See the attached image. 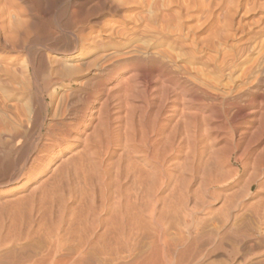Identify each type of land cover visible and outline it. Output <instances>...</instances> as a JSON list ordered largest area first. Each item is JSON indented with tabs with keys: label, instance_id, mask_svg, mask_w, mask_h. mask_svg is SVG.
<instances>
[{
	"label": "bare ground",
	"instance_id": "6f19581e",
	"mask_svg": "<svg viewBox=\"0 0 264 264\" xmlns=\"http://www.w3.org/2000/svg\"><path fill=\"white\" fill-rule=\"evenodd\" d=\"M263 11L0 0V264H264Z\"/></svg>",
	"mask_w": 264,
	"mask_h": 264
},
{
	"label": "rangeland",
	"instance_id": "374dc122",
	"mask_svg": "<svg viewBox=\"0 0 264 264\" xmlns=\"http://www.w3.org/2000/svg\"><path fill=\"white\" fill-rule=\"evenodd\" d=\"M51 1V0H50ZM264 12V11H263ZM263 12H261V14L260 15H264V13ZM259 13L260 12H254V13H251V14H249L248 16H249V19H248V17H247V19H246V22H247V20H248V23H249V20H250V22H252L253 21V18L255 19L256 17V19H258V16L260 17V15H259ZM263 13V14H262ZM251 17V18H250ZM263 17V16H262ZM264 18V17H263ZM262 18V19H263ZM251 19H252V21H251ZM0 54H3L2 53V51L0 50ZM10 55L11 54H13V53H9ZM176 95V94H175ZM171 96V95H170ZM191 99V98H190ZM190 99H188L187 100V98L185 97V95H183V94H177L176 96H173V98H171V101H170V104H174V105H176L179 109H183V108H185L184 109V111L186 110L187 112L189 111L190 113H191V118L193 117L194 119H193V127H195V129L196 128H201V131H199V130H197L198 132H202L203 130V127H204V125H205V128H206V126H208V124L211 122V120L210 121H208V118L206 119V121H205V118H203V116H206L205 114V112L203 113L202 112V110L199 108V106H198V103L197 102H195V100H190ZM138 100H139V98H136V99H134V101H133V103L134 104H136L137 105V103H138ZM192 113H194V114H192ZM188 114V113H187ZM201 114H203V115H201ZM193 115V116H192ZM197 115V116H196ZM200 115V116H199ZM198 116H199V118L200 119H202L203 120V122H201L200 120L198 121ZM197 118V119H196ZM208 121V122H207ZM197 122H199V123H197ZM200 122H201V124L202 125H200ZM213 122V121H212ZM256 122V121H255ZM255 122H253L254 123V125H253V123H252V128H251V130H254L255 129V126L257 127V125H255ZM208 123V124H207ZM196 124V125H195ZM211 124V123H210ZM209 124V126L211 127V125ZM198 125H200V126H198ZM198 126V127H197ZM203 126V127H202ZM254 127V128H253ZM204 128V131H203V133L206 135L207 134V131H206V133H205V130H208L207 128L205 129ZM211 130V129H210ZM210 130H208V133L209 134H211V132L213 133L214 131H210ZM209 134H207V135H209ZM201 135H203L202 133H201ZM217 144V145H216ZM223 145V142L221 143H217V142H215L214 141V148H216L215 150L217 151V148L219 147L218 145ZM222 145L220 146V147H222ZM220 147H219V149H220ZM221 150V149H220ZM257 151L259 150V148L258 149H256ZM219 151V150H218ZM252 158V157H251ZM234 158H233V156L231 157V162L232 163H235V161L233 160ZM113 160L114 161H116L117 159H116V155L113 157ZM241 170H243L244 171V169L243 168H240V170H239V175H238V181L235 183V184H233V183H231L230 185H226V186H218L216 183H213V185H209V186H207V190H205V192L204 193H208V194H204V193H202V195L204 194V195H207V196H202L201 195V192H203V190L201 189V191L199 190H197V188L199 187V185H200V183H199V180H201V178H200V176H201V170H199V171H196V172H198L197 173V175H196V172H195V177H194V179H196V180H192V182H190V183H192V184H190V195L192 196V201L195 199V198H198L199 196H201L202 197V199H204L205 198V200H207V199H212L210 196H211V193L210 192H212V191H217V192H219L220 193V195H218L217 193H215V192H213L214 194H217L218 196H220V198L218 197V199H217V201L215 202V205H214V207H219L220 206V200L221 199H223L225 196L224 195H226V197H227V195L228 194H234V196H230V195H228L229 197H230V199H229V197H228V200L230 201L231 200V198L232 197H234V198H238V199H242V198H244L245 199V194H243V192H244V188H242L241 186H240V184L242 185V186H244V184H242V182L244 183V179L245 178H247V173L249 174V172H250V170L251 169H247V172H243V171H241ZM241 171V172H240ZM225 172V171H224ZM200 173V174H199ZM200 175V176H199ZM243 176V177H242ZM242 178V179H241ZM199 179V180H198ZM248 179V178H247ZM195 182V183H194ZM247 182V181H246ZM172 183V182H171ZM170 183V184H171ZM197 183H199V184H197ZM239 183V184H238ZM194 184V185H193ZM196 186H198L196 189H195V187ZM217 186V187H216ZM230 186V187H229ZM212 188H213V190H212ZM215 188V189H214ZM219 188V189H218ZM231 188V189H230ZM256 189V186L253 188V190H255ZM192 190H194V191H192ZM211 190V191H210ZM220 190V191H219ZM243 190V191H242ZM197 191V192H196ZM207 191H210V192H207ZM195 192V193H194ZM66 193V192H65ZM197 193H199V194H197ZM236 193V194H235ZM237 193L239 194V196L241 195V194H243V196L241 195L240 197L237 195ZM245 193V192H244ZM193 194V195H192ZM210 194V195H209ZM261 194H263V195H261ZM224 196V197H223ZM263 196V197H262ZM201 197H199V200L201 199ZM194 198V199H193ZM207 198V199H206ZM233 198V199H234ZM262 198H264V190H261L260 191V193L258 194V195H256L255 197H253L251 200H250V202L251 203H253V201L255 200V201H257L258 203H260V202H262L261 201V199ZM232 199V200H233ZM260 199V200H259ZM253 200V201H252ZM259 200V201H258ZM263 200V199H262ZM246 201V200H245ZM256 202V203H257ZM255 203V202H254ZM193 204V203H192ZM191 204V205H192ZM201 204V203H200ZM199 205V204H198ZM159 206H161V203L159 204Z\"/></svg>",
	"mask_w": 264,
	"mask_h": 264
}]
</instances>
